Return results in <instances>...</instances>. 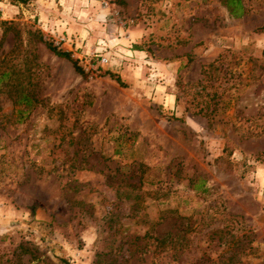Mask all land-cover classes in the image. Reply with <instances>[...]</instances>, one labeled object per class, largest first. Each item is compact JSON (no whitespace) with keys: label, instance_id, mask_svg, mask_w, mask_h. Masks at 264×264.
Masks as SVG:
<instances>
[{"label":"rangeland","instance_id":"1","mask_svg":"<svg viewBox=\"0 0 264 264\" xmlns=\"http://www.w3.org/2000/svg\"><path fill=\"white\" fill-rule=\"evenodd\" d=\"M240 2L0 0V264H264V0Z\"/></svg>","mask_w":264,"mask_h":264},{"label":"trees","instance_id":"2","mask_svg":"<svg viewBox=\"0 0 264 264\" xmlns=\"http://www.w3.org/2000/svg\"><path fill=\"white\" fill-rule=\"evenodd\" d=\"M226 6L228 8H230L231 6L233 7L231 9V14L232 15H235V16H240L242 14V10H243V7L241 5V2L240 0H226ZM48 47L57 55L59 56H64V57H67L68 53L65 52V51H60V50H57L55 47H53L52 45H48ZM75 69L80 73L82 74V69L78 66L75 65ZM7 72L5 71H2L1 73V79L5 76H7ZM0 79V80H1ZM24 95V94H23ZM25 100H27L25 97H24ZM28 103V101H27ZM155 240H156V247L158 248H161V249H165V246L167 244V241H168V233H164L162 235H158L157 237H155Z\"/></svg>","mask_w":264,"mask_h":264},{"label":"built area","instance_id":"3","mask_svg":"<svg viewBox=\"0 0 264 264\" xmlns=\"http://www.w3.org/2000/svg\"><path fill=\"white\" fill-rule=\"evenodd\" d=\"M57 42V44H58V42H60V43H71L66 37H60V39H59V41H56ZM85 55L84 56H89L88 54L89 53H84ZM83 56V57H84ZM94 56H96V57H98L99 59H98V63L99 64H108L109 63V56L107 55V54H99V53H97L95 50L92 52V53H90V57L92 58V57H94ZM81 58V57H80ZM89 66H91V67H93V65L92 64H89ZM263 233H264V228H263Z\"/></svg>","mask_w":264,"mask_h":264},{"label":"crops","instance_id":"4","mask_svg":"<svg viewBox=\"0 0 264 264\" xmlns=\"http://www.w3.org/2000/svg\"><path fill=\"white\" fill-rule=\"evenodd\" d=\"M137 52V51H136Z\"/></svg>","mask_w":264,"mask_h":264}]
</instances>
